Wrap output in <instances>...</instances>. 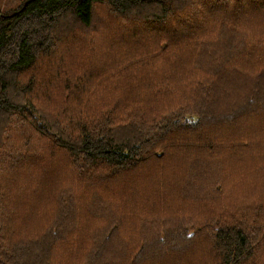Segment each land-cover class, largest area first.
Listing matches in <instances>:
<instances>
[{
    "label": "trees",
    "instance_id": "16d2710c",
    "mask_svg": "<svg viewBox=\"0 0 264 264\" xmlns=\"http://www.w3.org/2000/svg\"><path fill=\"white\" fill-rule=\"evenodd\" d=\"M0 264H264V0H0Z\"/></svg>",
    "mask_w": 264,
    "mask_h": 264
}]
</instances>
